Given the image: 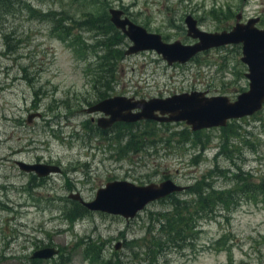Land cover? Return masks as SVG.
<instances>
[{"label":"rangeland","instance_id":"rangeland-1","mask_svg":"<svg viewBox=\"0 0 264 264\" xmlns=\"http://www.w3.org/2000/svg\"><path fill=\"white\" fill-rule=\"evenodd\" d=\"M111 9L167 43L196 41L187 36L188 15L208 33L228 31L238 14L243 23L259 18L264 28V0H1L0 264H264L260 194L238 193L228 211L216 209L191 237L163 248L154 239L161 236V213L171 211L167 201L147 205L131 220L85 208L70 221L79 203L69 195L91 202L108 182L146 186L172 180L188 189L211 172L212 188L230 190L238 170L254 184L264 182V111L193 132L187 143L174 135L192 132L183 122L97 126L104 115L85 109L102 97L149 100L202 92L232 102L248 89L241 45L169 66L153 51L126 56L132 42L115 27L123 37V58L113 76L103 79L96 62L105 52L97 45L107 37L79 24L88 15L111 23ZM142 133L146 144L127 149L130 134ZM16 161L53 164L61 171L39 180L20 171ZM183 194L179 198L189 196ZM46 247L58 249V256L30 258Z\"/></svg>","mask_w":264,"mask_h":264},{"label":"water","instance_id":"water-1","mask_svg":"<svg viewBox=\"0 0 264 264\" xmlns=\"http://www.w3.org/2000/svg\"><path fill=\"white\" fill-rule=\"evenodd\" d=\"M110 21L120 30L132 46L125 55L142 51H153L167 65L185 64L204 51L228 46L241 45V62L247 67L245 78L248 89L237 95L235 101L227 97H207L202 92L175 94L167 98H152L135 100L126 97H110L93 105L89 112H99L104 115L97 121L101 129H107L114 123H135L150 120L161 123L183 122L192 132L210 128H223L228 121L238 120L255 115L264 104V29L256 28L258 19L240 22L241 15L236 16V23L230 31L208 33L197 26V21L188 15L184 23L187 36L197 40L195 44L184 45L179 41L165 43L158 34L149 33L143 27L133 23L128 18H122L123 12L110 10ZM139 111V112H137ZM32 119L28 117V122ZM21 169L37 171L40 176L58 173L56 166L26 165L21 163ZM45 170L43 174L40 171ZM186 186L165 180L160 184L136 186L127 181L106 183L96 191L91 202H85L79 194L69 195V199L78 202L89 211H98L110 215L121 216L126 220L136 217L147 205L166 198L175 193H182ZM118 245L116 249H118ZM59 250L46 247L36 250L31 255L32 260H50L57 257Z\"/></svg>","mask_w":264,"mask_h":264},{"label":"trees","instance_id":"trees-1","mask_svg":"<svg viewBox=\"0 0 264 264\" xmlns=\"http://www.w3.org/2000/svg\"><path fill=\"white\" fill-rule=\"evenodd\" d=\"M59 23L61 24V22ZM79 25H83V27H86L90 31H95L98 34L100 33L102 35L101 37H107L106 40L99 41V44L97 45L102 51L104 50L105 54L98 57L99 61L96 62V67L98 69H103L104 72H101V75L104 76L103 79L107 75L113 76L115 63L123 58V53L118 48L122 44L123 37L114 29V26L106 18L97 19L88 15L86 20L80 22ZM115 46L117 48H113ZM102 99H105V97H102ZM123 124L127 125L125 123ZM128 125L131 127V125L134 124ZM229 126H231V124ZM192 133L193 132L190 133L188 129H184L182 132L174 135L180 137L182 143H187L191 141V138L194 136ZM145 135V133L139 135L130 134L126 148L131 149L132 147L136 148L138 146L137 149L134 148V150L141 149L149 139ZM196 135L197 134H195V136ZM222 140L225 141L224 144H227V140L224 138ZM197 146H199L201 150L206 148V146L200 144ZM210 174L211 172H209L207 177H203L202 180H199L191 187H188L185 194H183L184 192L180 194H171L166 198L159 200L160 202L167 201L171 211L165 214L161 213V236L154 239L157 241L156 245L158 247L160 244L163 248L166 244L175 243L178 238L183 240L191 237L193 228H197V224L200 220L207 218L218 208L228 211L230 205H232L234 201H236V197L239 196L238 193H241L244 196H247L248 193H254V197H256L257 194H260L262 198H264V182L254 184L250 182L248 176L246 174L243 175L240 170L235 174H232L234 186L230 190H216L212 188L207 182ZM182 194L189 196L184 199L179 198ZM72 211V214L69 215L70 221L76 220V218L82 212L86 211V209L81 205L76 204V207ZM95 256L96 260L100 259L99 254H95ZM95 264H120V262L107 260L104 262H95Z\"/></svg>","mask_w":264,"mask_h":264},{"label":"flooded vegetation","instance_id":"flooded-vegetation-1","mask_svg":"<svg viewBox=\"0 0 264 264\" xmlns=\"http://www.w3.org/2000/svg\"><path fill=\"white\" fill-rule=\"evenodd\" d=\"M241 15V14H240ZM123 16V15H122ZM241 19H242V15H241V18H240V22H242L241 21ZM251 19H258V21H257V23L255 24V26H256V28H258V29H264V28H259L258 27V24H259V22H260V19L259 18H251ZM131 21V20H130ZM248 21V20H247ZM246 21V22H247ZM245 22V23H246ZM235 23H236V16H235ZM243 23V22H242ZM235 25V24H234ZM233 28V26L228 30V31H230L231 29ZM222 32H224V31H222ZM216 33V32H215ZM217 33H219V32H217ZM195 40V39H194ZM163 41V40H162ZM164 42V41H163ZM197 42V40L193 43V44H195ZM165 43H167V42H165ZM192 45V44H191ZM219 48V47H218ZM214 49V48H213ZM126 56H128V55H126ZM176 64V63H175ZM172 65H174V64H172ZM169 66H171V65H169ZM245 76V75H244ZM110 98V97H109ZM105 99H107V98H105ZM102 100H104V99H102ZM102 100H100V101H102ZM144 100V99H143ZM146 100V99H145ZM92 107V106H91ZM91 107H89L88 109H90ZM88 109H85V112L86 113H88L89 111H88ZM262 111H264V104H263V106H262V108L257 112V113H261ZM137 112H139V111H137ZM91 112H89V114H90ZM92 113H98V114H102V113H99V112H92ZM257 113H255V114H257ZM103 115V114H102ZM31 116V115H30ZM32 118H33V116H31ZM39 117H40V114H39ZM141 121H150V120H141ZM141 121H137V122H135V123H138V122H141ZM152 122H156V121H152ZM118 123H120V122H118ZM118 123H114L113 125H111L110 127H108V128H112L113 126H115L116 124H118ZM156 123H160L161 124V122H156ZM127 125L128 124H134V123H126ZM162 124H165V123H162ZM98 126V125H97ZM101 129V128H100ZM101 130H103V129H101ZM104 130H106V129H104ZM21 163H23V164H26V165H45V167H47V166H54L53 164H47V163H41V162H36V163H26V162H22V161H16V165H17V167H18V169L20 170V171H22V172H24V173H27V174H31L32 176H35L37 179H39V180H43V179H46V178H49V177H51V176H53L54 174H58V173H60V171L61 170H59L58 171V173H53V172H51V173H49L48 175H43V176H40L39 175V173L37 172V171H26V170H23V169H21V166H20V164ZM60 169V168H59ZM45 172V170H42V171H40V174H43Z\"/></svg>","mask_w":264,"mask_h":264}]
</instances>
